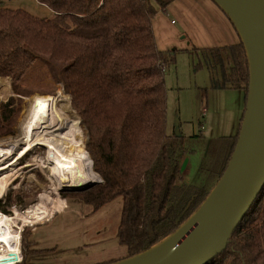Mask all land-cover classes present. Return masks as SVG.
I'll return each instance as SVG.
<instances>
[{
  "label": "trees",
  "instance_id": "16d2710c",
  "mask_svg": "<svg viewBox=\"0 0 264 264\" xmlns=\"http://www.w3.org/2000/svg\"><path fill=\"white\" fill-rule=\"evenodd\" d=\"M37 1L51 9L53 19L0 8V76L10 77L13 93L25 95L26 75L44 61L71 94L93 170L103 182L62 195L77 196L94 210L123 197L116 236L127 257L133 256L174 232L209 195L227 167L243 116L234 135L208 142L207 158L217 162L216 183L208 188L184 182L182 137L168 131L167 56L154 32L155 16L174 0ZM215 51L224 76L213 85L243 90L246 107L249 65L243 43ZM35 93L39 90L31 88L26 97ZM17 112L14 96L0 100V136L13 132ZM32 234L21 239L18 264L54 249L32 247ZM208 264H264V187L225 251Z\"/></svg>",
  "mask_w": 264,
  "mask_h": 264
},
{
  "label": "rangeland",
  "instance_id": "374dc122",
  "mask_svg": "<svg viewBox=\"0 0 264 264\" xmlns=\"http://www.w3.org/2000/svg\"><path fill=\"white\" fill-rule=\"evenodd\" d=\"M0 8H21L44 18L52 14L49 7L37 0H0ZM172 10L168 6L167 11L159 10L155 16L157 44L167 56L165 79L168 88V131L179 133L182 137L186 152L183 181L210 188L217 180V162L212 165L207 158L208 142L237 132L244 111V93L242 90L217 88L213 85L215 80L220 81L224 76L213 58V52H217L215 49L218 47L202 42L201 38L205 36L197 30L185 28L178 9H174L177 13ZM225 65L227 67V63ZM26 82L25 95H11L15 97V107L18 108L13 132L0 136V147H15L8 159L0 160V168L6 167L9 162L13 163L9 169L0 170V180L3 177L11 180L4 194L0 195V213L13 215L15 211L25 212L39 203L46 193L55 198L58 196L59 210L55 214L43 222L25 226L21 231L23 242V237L28 238L30 231L33 233L29 237L34 243L32 247L54 248L31 255L27 264H94L117 260L113 258L121 257L125 252L116 236L123 197L94 210L92 205L83 203L77 196L66 198L62 194L84 192L98 185L103 182L98 173L101 181L90 187L58 190L49 172L45 171L47 147L35 146L26 155L19 157L23 146L20 140L22 122L30 109L29 98L35 94L54 96L62 89L67 95L63 101L58 102L57 107L66 104V113L70 119L79 120L77 125L82 132L79 138H82L85 150L88 139L80 115L73 107L71 94L65 90L62 82L54 80L44 61L35 63L26 75ZM31 88H37L39 93L26 97ZM11 96L2 98L0 92V100L3 102H8ZM43 204L49 205V202L44 201ZM19 224L17 221L14 227L16 230L20 229Z\"/></svg>",
  "mask_w": 264,
  "mask_h": 264
},
{
  "label": "water",
  "instance_id": "95a60500",
  "mask_svg": "<svg viewBox=\"0 0 264 264\" xmlns=\"http://www.w3.org/2000/svg\"><path fill=\"white\" fill-rule=\"evenodd\" d=\"M213 1L232 22L248 59L247 101L237 143L209 195L174 232L108 264H208L225 251L264 187V0Z\"/></svg>",
  "mask_w": 264,
  "mask_h": 264
},
{
  "label": "bare ground",
  "instance_id": "6f19581e",
  "mask_svg": "<svg viewBox=\"0 0 264 264\" xmlns=\"http://www.w3.org/2000/svg\"><path fill=\"white\" fill-rule=\"evenodd\" d=\"M0 92L1 97H5L6 88ZM65 95L67 94L59 89L54 96L35 94L29 98L30 109L21 126L20 140L23 146L20 148L22 152L19 157L26 155L35 146L47 147L48 161L45 171L49 172L55 188L80 190L101 179L93 170L92 160L85 150L82 138H79L82 136L77 125L79 120L70 119L66 113V104L62 103L61 108L57 107L58 102L63 101ZM14 148L0 147V160L8 159ZM12 165L13 163L9 162L0 170L9 169ZM10 181L9 177L0 180V195L4 194ZM44 201L49 202V205H44ZM59 203L58 196L55 198L46 193L40 198L39 203L25 212L15 211L13 215L0 213V264H14L17 259H21L23 228L51 217L58 210ZM17 221L21 224L19 226L21 230L14 228L17 226Z\"/></svg>",
  "mask_w": 264,
  "mask_h": 264
},
{
  "label": "crops",
  "instance_id": "0c3cea01",
  "mask_svg": "<svg viewBox=\"0 0 264 264\" xmlns=\"http://www.w3.org/2000/svg\"><path fill=\"white\" fill-rule=\"evenodd\" d=\"M169 6L173 8L172 11L174 13H177L176 11H174V9L176 8L178 9V12L181 16L185 28L197 30L198 32H201L205 36L201 38L202 42H207L208 45L214 47H224L227 45H235L240 43V37L235 27L233 26L232 22L213 0H174ZM51 13L52 14L48 17L50 20L53 19V17L55 16L53 12ZM172 22H174V20ZM154 32H155V19H154ZM5 88H6L5 97L2 98L6 99V96L9 97L13 94L10 77L0 76V90H5ZM244 111H245V98H244ZM242 116L240 118V122ZM123 248L125 249L124 252L125 256L123 255L121 257L113 258V259L119 260L127 257V248L126 246H123ZM106 262L108 261L106 260ZM99 263H103V262H99ZM99 263H94V264H99Z\"/></svg>",
  "mask_w": 264,
  "mask_h": 264
},
{
  "label": "built area",
  "instance_id": "2783aa9c",
  "mask_svg": "<svg viewBox=\"0 0 264 264\" xmlns=\"http://www.w3.org/2000/svg\"><path fill=\"white\" fill-rule=\"evenodd\" d=\"M205 112L206 110L204 109V113H203L204 115H205ZM20 255H21V259H17V261L14 264H18L22 261V253H20Z\"/></svg>",
  "mask_w": 264,
  "mask_h": 264
}]
</instances>
